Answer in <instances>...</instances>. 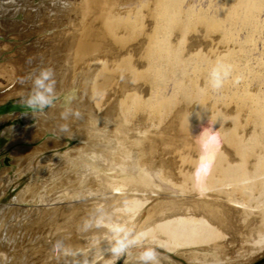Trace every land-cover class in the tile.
I'll use <instances>...</instances> for the list:
<instances>
[{"label":"rangeland","instance_id":"1","mask_svg":"<svg viewBox=\"0 0 264 264\" xmlns=\"http://www.w3.org/2000/svg\"><path fill=\"white\" fill-rule=\"evenodd\" d=\"M101 1L100 7L102 5V14L104 18H109L112 25H117L118 27L120 26L119 28L124 30H130L132 28H134V30L136 29L137 35L135 34L130 38V47L125 44L119 45L120 49L118 48V50L120 51V54H124L126 51L129 52L131 47L134 48L138 46L139 43L144 44L146 50L149 48L156 50L153 56L157 57L159 53L157 59L153 58V61L152 58L148 59V63H151L154 66L155 71V73L154 71L149 73L147 80L149 92L153 94L150 99L151 104L149 105V109L156 111L159 116H164L165 118L163 117V121L166 120L165 123L169 122L170 120H175V118L176 120L179 119L178 121L175 120L177 125L176 131L180 135H183V138L187 137V140L185 139V145L182 146V150L178 151L175 156L172 157V159L175 158L177 161H179V163L177 162L175 164V169L176 171L178 170L176 172V177L185 179L180 181V178L176 182L179 184V187L176 188L173 185L165 184L157 178L154 179V181L156 180V183L162 184L168 190V192H174L178 195L180 194L184 196V199L186 198L185 200L193 198L205 200L208 199V197L210 198L211 194L217 192L216 199L218 201L228 205L235 211L239 210L237 211L239 212L238 214H240L241 217H244H242L240 223V226L243 227H241L243 231L240 229L241 232L238 233L242 236H239L238 234L236 235L243 242L238 240V238L236 240L234 234H228L229 236L226 234L224 237L219 234L216 229L209 228L208 225H203L200 222L187 223L186 219H183L182 222H178L175 218V220H173L169 226L159 225L152 230L141 232L140 234L136 235L129 242V251L119 256L116 261H112V264H126L129 255L132 254L134 256L136 254H140L142 251L149 248L154 249L158 256H165L166 258L168 257L170 260L168 259V263L166 261L167 264H192L185 262L182 259V257L185 258L186 256V258H188L189 255V257H191L192 254L197 260L204 257L205 255H209L213 259V264H234V262L236 264H242L254 254H263L264 137L262 136H264V117L262 118L261 116H264V112L262 113L264 109V0ZM151 31H153V33ZM141 35L145 41L142 40L140 37ZM137 36L138 38H136ZM152 37L156 38L157 42L159 43L158 45L151 44ZM166 41L167 44L172 46V48L175 46L172 50H167V52L161 48V46L166 43ZM192 41H196L200 46H194L195 48L192 47ZM1 47H3V45L0 44V48ZM157 49L159 50L157 51ZM160 49L163 51V53ZM190 53L192 55H190ZM34 57H32V63L31 61L29 63L30 67L28 70L35 68L47 69L51 68L54 63H57L55 60L51 59V56H41L42 58L39 56L38 59L36 56ZM3 58L6 59V56ZM101 60L102 63L109 65L110 69L115 65V67L111 69V72H113L112 75L114 77H117L119 69L116 71L115 69L118 67V63H113L114 60L109 56H102ZM0 62L2 63L3 61ZM218 62L229 66L230 72L228 77L224 80L222 87L219 89H213L210 83V73ZM35 63H38V66L37 64L34 65ZM159 64L161 66H159ZM106 65L104 66L106 67ZM108 72L109 71L106 73L108 74ZM15 74L18 79L23 75L19 71L18 73L16 71ZM155 77L160 80H156ZM15 84L7 89H1L0 87V119H3V121H1L2 119L0 120L2 122H0V183L8 184L6 185L4 191H2L0 194V210L2 209L1 212L3 213L8 211V209H19L21 211L20 212L18 210V212L13 213V215L10 214V216H12L9 218L10 221L8 219L4 221L8 222L6 224L8 230H18V233H21V227L27 224L29 220L31 221L33 213L47 210L51 207L59 208L61 206H65L66 203L69 205L70 203H73V201H76L73 194L74 192L72 191V193H70L69 190V184L76 183V180L70 181V178H80L81 180L83 178L85 181L97 180L98 178V180H100L104 177L113 179L118 175L116 171H119L120 167L118 165L112 166V163L105 160L101 153L99 154V152L94 151L96 153L95 154L92 150H87V147L83 146L86 143L84 140L75 136L63 138L65 137L64 134L55 133L56 128H54L53 124L51 126L52 130L54 129V132L47 133L46 136L37 143H31L25 140L26 142L23 141V143L21 142L19 145L17 143L8 148L4 146L3 143L6 140L10 143L16 141L17 139L20 140L21 137H23L21 134L23 135L26 132H32L31 135H33L34 132V136L38 135L37 128H39V126L42 128H39L40 131L46 129L40 124V122L42 119H44V117L47 116V113L51 107H62L63 109L65 108V110L67 109L66 111H70L72 110L71 108H73L71 107L72 104H74L75 101L81 96L80 91H77V94L71 96L69 101H65V96L63 93L57 92L54 93L55 97L53 96V98L50 99V105L40 110H32L25 106L24 103H21V101H26L31 93L33 94V92H28V90L26 91L24 89L21 91L18 90L17 92L16 87H18V84L20 83H17L16 81ZM119 84L120 78H116L112 85L110 84L111 86H108V91L106 89L104 93L106 95H103V98L100 96L102 102L101 104L108 103L109 100L112 101V98H114L119 91ZM10 91H16V94H20V96H15V93H13L14 95L12 96V92ZM8 95L10 97H8ZM1 97L3 98L1 99ZM248 99L251 105L250 108L247 106L249 111H247L248 108L242 105L241 102L242 100ZM81 100L79 99L78 101ZM63 105L65 107H63ZM159 108L160 110H158ZM234 108L235 112L237 111L236 115L231 113ZM106 110L107 108L104 111ZM243 112H246L245 117L242 118V123H240V118ZM138 114L139 113L136 114V119L141 116ZM12 116L16 117L17 119H11L10 117ZM173 116H175L174 119ZM250 116H254L256 118H251ZM260 117L262 118L261 120ZM23 118H25V120ZM146 119L148 120L147 123H149V126L154 129L159 128L161 124H165L164 122L160 124L159 122L155 121L154 118L152 119V117L149 119L148 116L147 118L145 116V119L142 117V120ZM254 119L255 121L259 122H255ZM38 120L40 121L38 122ZM69 122L71 124V118L67 119L66 124ZM16 126H18L17 128L19 130L16 128ZM19 126L22 129H20ZM33 126L37 127L35 128L36 130H33ZM6 128L11 129L6 130ZM12 130H17V133L12 132ZM29 130L33 131L29 132ZM244 130H246V132ZM19 131L22 133L20 134ZM19 136L21 137L19 138ZM244 136L246 137L244 138ZM234 137L235 139H233ZM15 138L17 139L15 140ZM50 140H53V142ZM51 142L58 145H51ZM60 144L61 146H59ZM45 145H47V147L51 145V149H49V151H43V154H36L34 157L27 160L28 162H24L23 159H14L16 158L14 156L17 149H24V151H27L28 149L30 150V148H33L34 150V148L36 149V147L39 146L46 147ZM19 146L20 148H18ZM223 146H225L227 150H230V154L223 151ZM11 147H15L13 148L14 150L10 149ZM239 151H241V154H244L245 152L246 154L243 156L241 155V157L239 156ZM204 157L206 158L207 162L202 165L201 161ZM211 157H213V159H211ZM231 158L234 159V161H230ZM30 161L32 163L29 164ZM45 163L48 164V168L43 170ZM41 164L43 165L41 166ZM176 165L178 169L176 168ZM40 166L42 167L41 169L44 171V173H42L43 171L40 172ZM190 169H192V173L189 172ZM256 169L258 170L256 171ZM80 175L82 177H80ZM228 176L233 178L228 179ZM251 178L254 180L256 179L257 182H254V184L251 182L245 185L241 188L239 193L233 189H225L227 184L233 183L234 185L241 183V181L249 182L251 181ZM201 184H203V186H201ZM32 185L33 187L34 185L38 186V189L40 190L39 196L25 202L23 201L22 203L16 201V197L18 198L23 194V191ZM180 188L184 190L182 191ZM92 192L88 193L85 191L81 192L79 195H82V197L83 195L87 197V194H90L87 198H93L95 201H97L95 198L96 195L97 198H100L99 192L94 191L95 195ZM247 197L250 198L248 199ZM243 198H245V200ZM251 208L253 210H251ZM2 223L3 222H1L0 225ZM45 226H43L41 229H36L33 233L26 232L24 236L21 235V239H24V244L28 243L27 245H35L37 248H41L42 244H44V240H48V238L45 239L44 236L48 237L49 233L53 231L52 227L49 229V225ZM258 227H260V229H258ZM125 231L127 230L122 231L120 236H124ZM20 233L18 236L16 234L11 236V239L9 235H6L5 237L8 236L9 239H3L5 242H8L9 246L12 247V245L19 241L18 238ZM252 234L254 235L252 236ZM231 236L232 238H230ZM13 238L16 240L14 241ZM228 238L230 241H228ZM7 240H11L10 243ZM233 240L235 241V245L233 244ZM219 243L223 244L220 245ZM212 249H214V252ZM200 250H202V253ZM212 252L213 254H211ZM9 256L7 255V257L3 259L5 264H13L12 259H10L11 256ZM158 259L159 257H157V261ZM139 264H142V261ZM253 264H264V257Z\"/></svg>","mask_w":264,"mask_h":264},{"label":"bare ground","instance_id":"2","mask_svg":"<svg viewBox=\"0 0 264 264\" xmlns=\"http://www.w3.org/2000/svg\"><path fill=\"white\" fill-rule=\"evenodd\" d=\"M100 2L102 1L101 0H0V41L2 40L0 44L3 45V47L0 48V61H3L2 63L0 62L1 89L2 88L7 89L12 85H14L15 82L17 81V83L18 82L20 83L18 84V87H16L17 92L18 90L21 91L22 89L26 91L28 90V92L29 91L34 92L37 90L44 91L43 89L36 88L35 80L40 77L41 72L45 69L44 68L42 69L40 66L39 67L41 69L35 68L32 70H28V68L30 67L29 66L30 61L32 63L33 60L32 57L36 56V58L38 59L39 56L40 57L51 56V59L55 60V62L57 63L56 64L54 63L51 68H47L54 70L53 71L54 74L48 81H45L46 87L49 84L52 85V91L51 92L45 91V95L49 99H52L53 96L55 97L54 93L61 92L65 96V101L67 100L69 101L71 96L76 95L77 91H80L81 96L79 99L80 100L82 99L81 101H78L79 99L76 100L77 102L74 100L75 103L72 104L71 107L73 108H71L72 110L70 111H66L67 109L65 110V108L63 109L62 107L61 108L51 107L47 113V116L44 117V119H42L40 122V124L43 125L46 129L40 131L39 130V128H41L40 126L39 128L33 126L32 127L33 130L37 128L39 132V133L37 132L38 135L35 136H34V132L33 135H31L32 134L31 131L33 130L31 131L29 130V132L31 133H27L25 130L26 133L23 135L21 134L22 132L19 131L21 136L23 137L19 136V138L21 137L20 140L15 138V140L16 139L17 140L11 143L6 140L3 143L4 146L8 148L17 143L19 145V143L21 144V142L23 143V141L25 140L31 143H37L40 140H42L47 133L54 132L53 131L54 129L52 130V126H51L53 124L54 128H56L55 133L64 134L65 137L63 138L66 137L68 138V136H75L84 140L86 143L83 146L87 147V150H92L93 152L96 151L99 152V154L101 153V155L105 158V160L112 163V166L118 165L120 167V170L117 169L119 171L114 170L117 172L118 177L117 176L116 178L112 177L113 179L111 178L108 179L109 177L105 178L104 176L107 174H105L103 176L104 178H101L100 180H98L99 179L98 178L97 180H89V181H85L83 178L81 180L80 178L72 179L69 177L71 179L70 181L76 180V183L69 184L71 186V189L70 186L68 185L70 193H72V191L74 192L73 194L75 196L76 201L74 202L73 199L72 200L73 203H70L69 205L68 203H66L65 206H61L59 208L51 207L48 208L47 210H42L40 212L38 211L37 213H33L31 221L29 220L27 224L21 227V233L19 232L20 236L19 238L17 237L19 241H17L14 245H12V247L9 246L8 242H5L3 238L7 239L8 236L7 237L5 236L9 235L11 239V236H14L15 234L18 236L19 233L18 230L16 231L12 229L8 230L6 227V224L8 222H4V221H6V219L9 220V218L12 217L10 216V214L13 215V213L18 212L19 209L17 208H16L17 210L8 209V211L4 213L1 212L2 211L1 209L0 223L1 222L3 223L0 225V264H5L3 259L7 257V255L8 256L10 255L12 257L11 258L9 256L10 259H12L13 264H112V261H116L119 256L129 251L130 249L129 242L136 235L140 234L141 232H147L149 230H152L158 227L159 225L169 226L172 223V221L175 220V218L178 222H182L183 219H186L187 223L200 222L203 225H208L209 228L216 229L219 232V234H221L224 237L226 234L227 235L234 234L235 236L234 235L232 236H234L236 240L238 238L236 235L239 232L243 231V229H241L242 226H240L243 216L241 217L240 214H238L239 212L237 211L239 210L235 211L228 205L218 201L216 199L217 192L211 194V197L210 198L208 197V199L205 200L198 198L185 200L186 198L184 199V196L180 194L178 195L177 193L174 192H168V190L162 184L156 183L155 182L156 180L154 181V179L157 178L160 179L165 184L173 185L175 188L179 187L178 186L179 184H177L176 182L181 177L180 178L176 177L177 176L176 172L178 170L176 171L175 169V164L177 162L179 163V161H177V159L175 158L174 161L172 157H174L178 151L182 150V146L185 145L186 143L185 139L187 137L183 138L184 136L180 135L176 131L177 130L176 121L179 120V119L176 120L175 118L176 115L173 116V119L175 118L176 121L170 120L169 122L165 123L166 120L163 121L164 116H159L156 111L149 109L150 107L149 105L151 104L150 99L153 94L149 92V88H148L149 86L147 85V80L149 77V73L154 71V66L151 63H148V59L152 58V61L153 58L157 59L159 53L158 56L155 57L153 55L156 50H153L152 48L146 50L145 45L139 43L138 46L134 48L131 47L129 52L126 51L124 54L121 53L122 54L121 55L120 51L118 50L119 45L125 44L128 47H130V40H131L130 38L137 33L136 29L134 30V28H132L130 30H124V29H120L119 28L120 26L118 27L117 25H112L109 18H104L102 14V5L100 7ZM151 32L153 33V31ZM140 37L142 38V40H144L142 35ZM136 38H138V36ZM191 43L193 45L192 47L200 46L199 43H197L196 41H192ZM151 44L158 45L159 43L157 42L155 37H152ZM174 47L175 46H173V48ZM161 48H163L162 50H166V52L167 50L170 51L173 49L172 46H170V44H167V41L161 46ZM158 50L159 49H157V51ZM190 55L192 54L190 53ZM5 56L6 59L3 58ZM102 56H109L114 60L113 63L114 62L118 63L117 64L118 67H116L115 69V71L119 69L117 73L118 74L117 77H114L112 75L113 72H111L112 71L111 69L114 68L115 65L110 69L109 65L102 63L101 60ZM36 64L38 66V63H35L34 65ZM104 65H106V67ZM159 66L161 65L159 64ZM16 71L17 73L19 71L20 73L23 74L19 79L15 74ZM107 71H109L110 73L108 72L107 74L106 73ZM116 78H120V84H119L120 87H118L119 91L117 95L116 96L114 95L115 97L112 98V101L109 100L108 103L101 104L102 102L100 96L102 97L103 95H106L104 94L106 89L110 84L112 85V83ZM157 79L158 78H156V80ZM16 91L15 92L10 91L12 92V96L14 95L13 93H15V96L16 95L20 96V94H16ZM8 97L10 96L8 95ZM2 98L3 97H1V99ZM241 102L242 105L246 107L248 106L250 108L251 105L249 103V99L242 100ZM63 107L65 106L63 105ZM106 108L107 110L104 111ZM249 108L247 111H249ZM158 110H160V108ZM263 112L264 109L262 113ZM137 113H139L141 116L136 119ZM231 113H233V115H236L237 111L235 112V108ZM245 113L246 112L242 113V116L240 118V123H242V118L245 117ZM145 116L146 118L148 116V119L151 117L152 119L154 118V120L159 122L160 124L163 122L165 124H161V126L157 129L151 128L149 126V123H147L148 121L147 119L142 120V117H144L145 119ZM250 117L252 118L254 116H250ZM261 117L263 118L264 116ZM261 117L260 120L262 119ZM10 118L11 119L14 118L15 120L16 117L12 116ZM70 118L72 119L71 124L70 122L66 124L67 119ZM23 119L25 120V118ZM1 121H3V119ZM39 121L40 120H38V122ZM255 122H259V121H255ZM64 125L67 126V131L61 130V127ZM17 127L18 126H16V128ZM7 129L9 128H6V130ZM16 131L17 130L15 131L12 130V132H16ZM244 131L246 132V130ZM245 137L246 136H244V138ZM233 139H235V137ZM50 141L53 142V140ZM53 144L55 143H52L51 145ZM47 145H45L46 147L43 146L36 147V149L34 148V150L33 148L31 149L29 147L30 150L28 149L27 151H24V149H17L15 151V156H14L16 158L14 159L17 160L23 159L24 162H26L30 158L34 157L36 154L42 153L43 151H47V150L49 151V149H51L50 148L51 145H49L48 147ZM55 145L57 146L58 144ZM59 146H61V144ZM13 148L11 147L10 149ZM18 148H20V146ZM223 151L225 153H229L230 150H227L225 146H223ZM240 152L241 151H239L240 155L238 154L239 156L241 155L243 156L246 154V152L244 154H241ZM202 159L201 162L203 165L207 161L205 157ZM211 159H213V157H211ZM234 159L231 158L230 161L232 160L234 161ZM31 161L29 162V164L33 162ZM43 164H41V166ZM41 166L39 169L42 168ZM47 168H48V164L45 163L43 170H46ZM176 168L178 169L177 165ZM43 170L41 169L40 172H42ZM257 170L258 169H256V171ZM189 172L192 173V169H190ZM42 173H44V171ZM80 177L82 176L80 175ZM227 178L229 179L230 176H228ZM232 178L233 177H231L230 179ZM184 179L181 178L180 181ZM250 180L251 181L249 182L241 181V183H237L234 185L233 183L227 184L225 186V189L227 190L233 189L237 193H239V191H241V188L244 187L245 185L251 182L253 184L254 182H257V180L256 179L254 180L253 178H251ZM6 185L8 184L0 183V194L2 191H4ZM201 186H203V184H201ZM181 190L183 191L184 189ZM39 191L40 190L38 189V186L34 185L33 187L32 185L29 188H27L25 191H23V194L21 193L22 195H20L18 198L16 197V201L22 203L23 201L25 202L30 199H34L35 197L39 196ZM85 191H87L88 193L93 191L92 192L93 194L94 191L99 192L100 198H97L96 195L95 199L97 201H95L93 198L92 199L87 198L88 195L90 194H87V197L84 195L83 197L82 195H79L81 192H85ZM243 199L245 200V198ZM251 210L253 209L251 208ZM45 225H49V229L50 227H52L53 231L49 233L48 237L44 236V238L45 239L48 238V240L47 241L44 240V244H42V247L39 246L41 248H37L35 245H27L28 243L24 244L23 241L24 239L23 240L21 239L22 238L21 235L24 236L26 232L33 233L36 229L38 228L41 229ZM258 229H260V227H258ZM124 230H127L124 232L125 235L120 236V233ZM238 235L242 236L240 234ZM253 235L254 234H252V236ZM232 236L230 238H232ZM238 240L240 239L238 238ZM7 241H9L10 243L11 240H7ZM118 241L127 242L129 246L126 249V251H124L123 253L114 254L112 250L116 246ZM228 241H230V239ZM240 241L243 242L242 240ZM233 244L235 245V241L233 242ZM57 245L58 247H56ZM213 250L214 249H212V251ZM200 251L202 253V250ZM213 252L211 254H213ZM131 255L128 256V261L126 264L141 263L140 254H136L134 256ZM197 255L199 256L198 253ZM189 256L188 258H186L187 256L186 257L184 256L185 258L182 257V259L185 262L192 264L214 263L212 257L209 255L207 256L205 255L199 260L195 259L194 258L195 256H193V254L191 255V257ZM157 257H159L158 264H167L170 260L168 257L166 258L165 256L157 255ZM263 257H264V253L263 254L258 253L256 255L254 254L250 256L249 259L243 262L242 264H253L263 259ZM234 264L236 263L234 262Z\"/></svg>","mask_w":264,"mask_h":264},{"label":"clouds","instance_id":"3","mask_svg":"<svg viewBox=\"0 0 264 264\" xmlns=\"http://www.w3.org/2000/svg\"><path fill=\"white\" fill-rule=\"evenodd\" d=\"M230 72V67L224 65L223 63H217V65L212 69L210 73V83L213 89H219L222 87L224 80L228 77ZM52 69H45L41 72L39 78L35 80V85L37 89H43L44 91H34L33 94L29 96L26 101H21L25 106L32 110H40L51 104V100L45 95V91L51 92L52 85L49 84L45 86V81H48L53 76ZM62 131H67V126L61 127ZM128 243L124 241H118L116 246L113 248L114 254H120L126 251L128 248ZM58 247V245L56 246ZM140 260L142 264H158L157 253L154 249H145L140 253Z\"/></svg>","mask_w":264,"mask_h":264}]
</instances>
